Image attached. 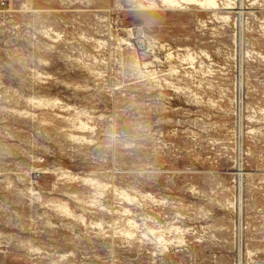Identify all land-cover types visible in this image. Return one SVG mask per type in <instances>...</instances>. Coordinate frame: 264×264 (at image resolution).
Instances as JSON below:
<instances>
[{
	"label": "rangeland",
	"instance_id": "obj_1",
	"mask_svg": "<svg viewBox=\"0 0 264 264\" xmlns=\"http://www.w3.org/2000/svg\"><path fill=\"white\" fill-rule=\"evenodd\" d=\"M4 1L0 264L263 263L264 0Z\"/></svg>",
	"mask_w": 264,
	"mask_h": 264
},
{
	"label": "bare ground",
	"instance_id": "obj_2",
	"mask_svg": "<svg viewBox=\"0 0 264 264\" xmlns=\"http://www.w3.org/2000/svg\"><path fill=\"white\" fill-rule=\"evenodd\" d=\"M146 1V3H143L142 2V0H139L138 1V3H137V5H138V7H140V8H145V9H153V10H156V9H159V8H163V9H188V7L190 6V4H198L200 7H202V8H204V9H206V8H208L211 12H212V14L215 16V17H220V19L221 18H225V20L227 19V18H229V16H222V15H219V12L217 11L218 9H221V8H223V10L224 9H234V8H237V7H234V6H236V4L234 5V6H232V4L235 2V0H234V2L231 4L230 2H229V0L227 1V2H225L224 4H222L223 6L221 7L220 6V4H219V1L218 0H145ZM144 1V2H145ZM232 1V0H231ZM220 3H222V2H220ZM237 3V2H236ZM240 4V3H239ZM238 6V5H237ZM240 7V6H239ZM222 10V9H221ZM233 11V10H232ZM228 12V11H227ZM226 13V12H225ZM225 15H227V14H225ZM224 21V20H223ZM129 28H127V30H128ZM130 32V31H129ZM122 40V39H121ZM175 53V52H174ZM173 54V53H172ZM204 54L209 58L210 56L208 55V54H206L205 52H204ZM186 55V54H185ZM172 55H171V52H167V57L166 58H170ZM182 56V55H181ZM188 56V55H187ZM174 57V56H173ZM183 57V56H182ZM181 57V58H182ZM156 58V57H155ZM171 59V58H170ZM180 59V58H179ZM185 59V58H184ZM188 59V58H187ZM181 60V59H180ZM189 60V59H188ZM196 59L194 58V56H192V54H190V64L191 65H193L194 64V61H195ZM169 61V60H168ZM138 62V61H137ZM197 62V61H196ZM203 62V61H202ZM135 63V62H134ZM139 64V63H138ZM149 64H152L151 62H150V60L149 61H146V62H144L143 63V65L145 66V67H147V66H149ZM201 64H204V63H201ZM135 65V64H134ZM198 65H200V63L198 64ZM205 65V64H204ZM174 66V65H173ZM201 66V65H200ZM207 67H209L208 65H206ZM136 67V66H135ZM140 68V67H139ZM171 68V67H170ZM136 69V68H135ZM173 69H175V68H173ZM207 69V68H206ZM137 71L138 70H140V69H138V66H137V69H136ZM146 70V69H145ZM169 71H170V69H168ZM209 70V69H208ZM150 71V70H149ZM156 71V70H155ZM154 69L152 70V71H150L149 73L150 74H153L154 72ZM175 71V70H174ZM177 71V70H176ZM209 71H212V70H209ZM144 72V71H143ZM171 72V71H170ZM172 73V72H171ZM175 73V72H174ZM140 74V73H139ZM143 74H145V72L143 73ZM152 76V75H151ZM53 101V100H52ZM72 120H74V119H72ZM78 121V120H77ZM76 125V124H75ZM86 126V124L81 120V121H79V126L78 127H81V128H83V127H85ZM240 174V173H239ZM94 180V179H93ZM92 179L90 180L91 182L93 181ZM99 183V182H98ZM94 184H96V183H94ZM63 208V207H62ZM65 209V208H64ZM67 210V209H66ZM68 211V210H67ZM70 212V211H69ZM81 218V217H80ZM128 219H126V221H127ZM129 221H130V223L133 225V224H135V220L134 221H132L131 219H129ZM128 223V222H127ZM128 225V224H127ZM131 225V226H132ZM133 227V226H132ZM135 227V226H134ZM174 227V226H173ZM129 228V227H128ZM125 229V228H124ZM169 230V229H168ZM125 231V230H124ZM128 232L130 231V229L129 230H127ZM130 234H131V232H130ZM158 241H164V239L162 238V235H157L156 237H155ZM154 238V239H155ZM166 241V240H165ZM156 242V241H155ZM248 250V249H247ZM252 251V250H251ZM248 252H250V251H248ZM260 264H264V262L263 263H260Z\"/></svg>",
	"mask_w": 264,
	"mask_h": 264
},
{
	"label": "built area",
	"instance_id": "obj_3",
	"mask_svg": "<svg viewBox=\"0 0 264 264\" xmlns=\"http://www.w3.org/2000/svg\"><path fill=\"white\" fill-rule=\"evenodd\" d=\"M5 5V1L4 0H0V6Z\"/></svg>",
	"mask_w": 264,
	"mask_h": 264
}]
</instances>
